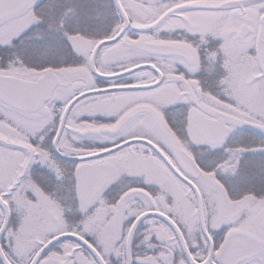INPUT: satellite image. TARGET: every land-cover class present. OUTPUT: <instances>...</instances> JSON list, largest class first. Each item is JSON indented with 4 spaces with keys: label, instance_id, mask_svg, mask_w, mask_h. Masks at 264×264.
Listing matches in <instances>:
<instances>
[{
    "label": "snow or ice",
    "instance_id": "1",
    "mask_svg": "<svg viewBox=\"0 0 264 264\" xmlns=\"http://www.w3.org/2000/svg\"><path fill=\"white\" fill-rule=\"evenodd\" d=\"M0 264H264V0H0Z\"/></svg>",
    "mask_w": 264,
    "mask_h": 264
}]
</instances>
